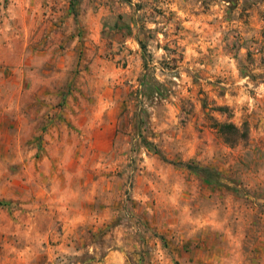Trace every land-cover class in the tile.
Here are the masks:
<instances>
[{
    "label": "rangeland",
    "instance_id": "obj_1",
    "mask_svg": "<svg viewBox=\"0 0 264 264\" xmlns=\"http://www.w3.org/2000/svg\"><path fill=\"white\" fill-rule=\"evenodd\" d=\"M78 2L0 0V264H264V0H144L138 64Z\"/></svg>",
    "mask_w": 264,
    "mask_h": 264
},
{
    "label": "crops",
    "instance_id": "obj_2",
    "mask_svg": "<svg viewBox=\"0 0 264 264\" xmlns=\"http://www.w3.org/2000/svg\"><path fill=\"white\" fill-rule=\"evenodd\" d=\"M143 2L144 0H79L76 9L78 25L75 28H79L78 31H83L85 36L82 38L84 40L83 42L77 40L76 44L85 45V49H90L94 44L93 42L99 45L105 44V37L110 34L114 38L111 40L113 47L118 44L125 46V49L131 53L128 57L131 60H136V53L140 49L141 42L137 30L144 24H139L137 20L144 12L143 6L137 5ZM72 16L74 17V15ZM72 16L71 18H73ZM131 51H133V54ZM136 63L138 64L137 60ZM91 65L94 67L93 69L96 71V75L104 80L105 78L108 79L109 76L118 78L119 75L117 74L121 72L119 69H114L109 75V71L105 66L109 64L101 61L100 58H95ZM124 72L132 80L133 71L126 69ZM124 80H127V78ZM114 94V88H107L102 93L95 95L96 108L94 113L107 112L112 114L115 112L116 114L117 109L123 104L125 97L120 95V99L113 98L112 96ZM119 100L122 101L120 105L117 102ZM102 123L104 122H100L97 127H100Z\"/></svg>",
    "mask_w": 264,
    "mask_h": 264
},
{
    "label": "trees",
    "instance_id": "obj_3",
    "mask_svg": "<svg viewBox=\"0 0 264 264\" xmlns=\"http://www.w3.org/2000/svg\"><path fill=\"white\" fill-rule=\"evenodd\" d=\"M220 128L221 129H225V128H229V129H234V130H238L237 128H236V126L235 125H233L232 123H230V124H221L220 125Z\"/></svg>",
    "mask_w": 264,
    "mask_h": 264
}]
</instances>
